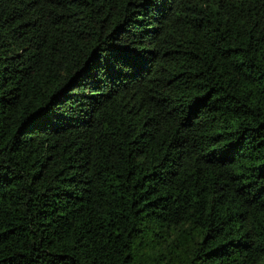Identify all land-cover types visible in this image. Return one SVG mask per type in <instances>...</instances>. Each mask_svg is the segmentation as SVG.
Listing matches in <instances>:
<instances>
[{
	"label": "trees",
	"instance_id": "obj_1",
	"mask_svg": "<svg viewBox=\"0 0 264 264\" xmlns=\"http://www.w3.org/2000/svg\"><path fill=\"white\" fill-rule=\"evenodd\" d=\"M0 264H264V0H0Z\"/></svg>",
	"mask_w": 264,
	"mask_h": 264
}]
</instances>
